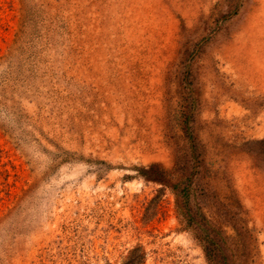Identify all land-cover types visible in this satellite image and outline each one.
I'll return each instance as SVG.
<instances>
[{"label": "rangeland", "instance_id": "rangeland-1", "mask_svg": "<svg viewBox=\"0 0 264 264\" xmlns=\"http://www.w3.org/2000/svg\"><path fill=\"white\" fill-rule=\"evenodd\" d=\"M0 264H264V0H0Z\"/></svg>", "mask_w": 264, "mask_h": 264}, {"label": "trees", "instance_id": "trees-1", "mask_svg": "<svg viewBox=\"0 0 264 264\" xmlns=\"http://www.w3.org/2000/svg\"><path fill=\"white\" fill-rule=\"evenodd\" d=\"M142 257L138 258V261H137V259H134L133 262H136L137 261L136 263H139V259H141Z\"/></svg>", "mask_w": 264, "mask_h": 264}]
</instances>
